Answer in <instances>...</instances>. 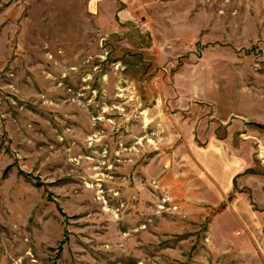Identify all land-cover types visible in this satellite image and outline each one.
I'll list each match as a JSON object with an SVG mask.
<instances>
[{
    "label": "rangeland",
    "instance_id": "374dc122",
    "mask_svg": "<svg viewBox=\"0 0 264 264\" xmlns=\"http://www.w3.org/2000/svg\"><path fill=\"white\" fill-rule=\"evenodd\" d=\"M0 264H264V0H0Z\"/></svg>",
    "mask_w": 264,
    "mask_h": 264
}]
</instances>
